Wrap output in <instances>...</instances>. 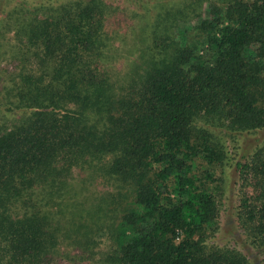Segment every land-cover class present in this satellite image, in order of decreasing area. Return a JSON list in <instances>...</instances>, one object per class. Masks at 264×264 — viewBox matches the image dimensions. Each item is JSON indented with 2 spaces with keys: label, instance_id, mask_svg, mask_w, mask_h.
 <instances>
[{
  "label": "trees",
  "instance_id": "obj_1",
  "mask_svg": "<svg viewBox=\"0 0 264 264\" xmlns=\"http://www.w3.org/2000/svg\"><path fill=\"white\" fill-rule=\"evenodd\" d=\"M133 9L0 15V264H264V0Z\"/></svg>",
  "mask_w": 264,
  "mask_h": 264
},
{
  "label": "rangeland",
  "instance_id": "obj_2",
  "mask_svg": "<svg viewBox=\"0 0 264 264\" xmlns=\"http://www.w3.org/2000/svg\"><path fill=\"white\" fill-rule=\"evenodd\" d=\"M22 1H27L31 6H41V5H51L55 4L58 1L61 0H0V15L2 12H6L7 10H13L16 8L17 5H19ZM107 2H112L114 4H119L121 7L123 6V9H132L134 8L132 13H140L143 15V13L148 14V10H151L155 13V7H159L160 2L166 1V3H175L177 0H106ZM118 18V17H117ZM128 22L125 21L121 25L117 26V29L120 31H124L127 26Z\"/></svg>",
  "mask_w": 264,
  "mask_h": 264
}]
</instances>
